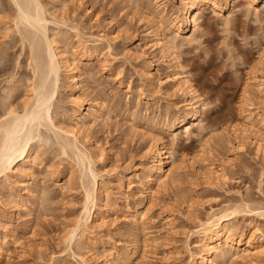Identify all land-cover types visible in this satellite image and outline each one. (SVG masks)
<instances>
[{
    "label": "rangeland",
    "instance_id": "obj_1",
    "mask_svg": "<svg viewBox=\"0 0 264 264\" xmlns=\"http://www.w3.org/2000/svg\"><path fill=\"white\" fill-rule=\"evenodd\" d=\"M43 1L49 7L55 3V0ZM62 1L68 5L67 24H60L59 28L51 25L50 32L60 31L69 46L75 44L74 24H79L88 34L105 32L114 38V56L107 55V66L99 57L77 63L81 86L78 96L87 107L102 103L105 109L104 119L94 123L89 120L88 141L84 143L102 154L95 167L107 188L103 207L99 204L95 213L99 220L90 229L93 243L81 253L88 264H105L106 260L120 264L118 253L135 247L131 264H195L196 260L190 261L188 249L199 251L195 246L197 236L193 233L197 219L189 217L186 205L192 203L199 217L205 216L212 206L220 208L241 200L250 205H264L263 156L248 146L235 157L229 155L225 143L219 142L224 127L241 121L245 89L250 88L254 94L257 91L252 77L261 72L260 65L264 61V0H233L231 8L223 11L203 5L198 12L201 13L198 32L190 40L177 42L174 53L204 100L205 112L204 129L195 128L190 138L182 130L177 131L180 137L176 144L165 120H172L178 113L187 114L188 108L170 79L177 70L175 60L151 45L148 28L152 25L149 18L153 17L154 1ZM158 1L174 10L181 0ZM12 7L9 0H0V111L7 100L15 104L13 106L21 104L26 96V77L31 74L26 62L28 48L21 50L19 35L12 29ZM59 13L57 16L62 15ZM227 16L231 17L229 23L225 20ZM4 25L11 28L10 32L3 29ZM185 33L191 34L190 27ZM166 34L172 36L170 30ZM171 41H175L173 37ZM135 55L141 57L137 59ZM149 63L154 72L151 85L139 72ZM63 78L65 82V76ZM18 84L20 89L14 90L8 99L11 89ZM139 91L146 97H139L136 107ZM72 108L61 87L54 109L57 119H64L67 124L64 116ZM158 133L169 161L174 162L172 168L183 159L188 162L190 158L197 159L201 150L211 148L218 153L216 165H223L227 179L218 185L206 186L197 183L201 171H205L201 161L195 163V169L191 165L180 170L177 167L168 189L148 209L147 219L136 226L133 214L143 203L141 182L150 164L146 149L149 137ZM52 140L39 146L41 156L23 177L22 184L18 177L0 182V247L3 251L0 264H82L74 255V252L80 254V243L76 241L70 248L63 241L64 231L78 217L83 201L78 184L79 167L74 165L73 159L62 156L57 145L51 144ZM228 155L232 158L229 162L225 161ZM163 208L176 211L174 229L159 214ZM233 222L239 227L238 232L243 231L247 237L256 226L259 228L256 234H264V218L252 213L240 212ZM220 264H264V257L257 263L226 259Z\"/></svg>",
    "mask_w": 264,
    "mask_h": 264
},
{
    "label": "bare ground",
    "instance_id": "obj_2",
    "mask_svg": "<svg viewBox=\"0 0 264 264\" xmlns=\"http://www.w3.org/2000/svg\"><path fill=\"white\" fill-rule=\"evenodd\" d=\"M153 1L155 4L152 12L153 17L149 18L153 29L148 28V30L150 29L148 33H151L152 37L151 45L160 49L162 54H167L170 59L172 57L175 60L177 70L170 79H172L174 90L180 93L183 105L188 108L187 114L178 113L172 120L164 119L168 131L173 137V142L176 144L180 137L177 131L182 130L184 135L190 138L195 128L199 131L204 129L205 102L185 74L181 61L174 53V48L179 40H190L191 36L198 32L201 14L198 12L201 6L207 5L215 10L223 11L226 8H231L233 0H181L179 7L174 10L173 8L169 9L166 3L162 5L158 0ZM9 2L13 6L11 8L13 10L11 14L12 29L19 35L21 50L25 51L26 47L28 48L26 62H28L31 74L29 76L28 73V76H25L26 96L21 104L16 103L17 106H13L15 104L8 103L7 100L0 111V182L18 177V182L22 184L23 177L30 173L33 164L41 156L38 153L39 146L46 142L50 143V140L53 139L51 144L57 145L58 152L60 151L62 156L67 159L68 157L73 159L74 165L79 167L78 184L83 196L80 213L67 226L63 234V241L70 248L74 242L78 241L80 254L74 252V255L78 256L82 264H88V259L81 252L87 250L93 243L89 235L93 231L90 229L99 220L95 213L99 204L102 205L100 208L103 207L102 202H104L107 188L101 180L100 172L95 167L97 158L102 154L97 150L89 149L84 141H88L86 133L89 120L94 123L104 119L105 109L102 103L97 107L93 105L87 107V103L78 96L77 93L81 86L77 63L99 57L102 59L103 65L107 66V61H109L107 55L114 56L112 53L114 38L105 32L88 34L82 30L79 24H74L71 26L74 30L75 44L69 46V42L64 39L66 36L60 34V31H58L59 33L50 32L51 25H58L59 28L60 24L63 26L67 24L65 11H67L68 5L65 4V1L55 0L54 5H50L52 7L47 6L43 0H9ZM58 10H61L60 13ZM57 12L62 15L57 16ZM230 18L229 16L225 18L226 23L230 22ZM189 27L191 34L187 35L185 31ZM3 29L10 32L11 28L5 26ZM169 30L175 41H171V37H167L166 31ZM63 40H65L64 44ZM136 57L138 59L141 56L137 55ZM152 66L149 63L139 70L140 76L149 85L154 79ZM260 66L261 72L255 73L252 77V81L257 87L256 94L248 87L244 91L241 103V121L232 123L221 131L219 142L225 143L229 147V155L237 156L239 152L245 151L250 146L254 148L257 155H262L264 158V61ZM63 76H65V82ZM114 78L116 79V77ZM19 87L18 84L12 88L7 98H11V93ZM61 87L67 93L70 104L73 105L71 112L64 116L68 121L67 124L64 119H62L64 122L58 120L57 114L54 113ZM139 97H146L143 91H139L137 94L136 107L140 102ZM259 98H263V100L257 101L256 99ZM149 99L151 100V98ZM156 120H154L155 125L158 123ZM158 131L163 132V129L158 128ZM149 139L146 151L149 154L150 164L145 168V179L141 182L144 192L143 203L133 214L135 217L133 222L136 226L147 219L148 209L159 198V195L168 189V184L170 181L172 182L177 167L180 170L191 165L195 169V163L201 161L205 171H201L197 183L206 186L218 185L227 179V171L223 165H216L215 158L218 153L215 154L211 148L207 151L201 150L197 159H189L190 163L188 159H183L177 164L178 166L172 168L174 162L169 161L170 157L164 150L160 133L150 136ZM229 155L226 160H223L229 162L232 159ZM122 180L119 181V184L122 183ZM262 180L264 181V179ZM12 193L11 188L10 194ZM193 207L192 203L186 205V212L189 217L197 219V229L193 233L197 236L195 246L199 251L193 252L190 248L188 249L191 262L196 260L195 264H220L226 259L234 261L239 259L257 263L264 257V234H256L259 228L256 226L247 237L243 231L238 232L239 227L233 222L235 216L240 212H248L253 216L264 218V205H250L249 202L241 200L228 203L220 208L212 206L203 217H199ZM175 212V210L168 211L164 208L159 211L171 229L175 228L173 224L175 223ZM248 225L250 226L251 223ZM186 247H189L188 243H186ZM2 252V247H0V255ZM135 252L136 249L133 247L129 252L120 255L118 253L117 260L121 262L120 264H131L129 262ZM115 263L106 260L105 264Z\"/></svg>",
    "mask_w": 264,
    "mask_h": 264
}]
</instances>
